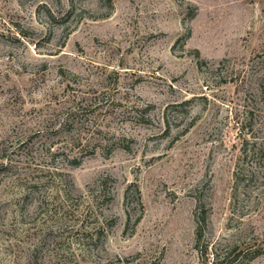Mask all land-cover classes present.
<instances>
[{
  "label": "rangeland",
  "instance_id": "obj_1",
  "mask_svg": "<svg viewBox=\"0 0 264 264\" xmlns=\"http://www.w3.org/2000/svg\"><path fill=\"white\" fill-rule=\"evenodd\" d=\"M0 264H264V0H0Z\"/></svg>",
  "mask_w": 264,
  "mask_h": 264
}]
</instances>
